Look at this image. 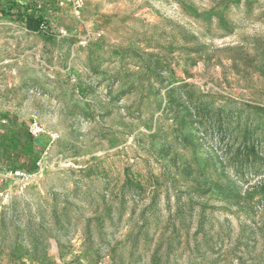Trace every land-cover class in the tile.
Listing matches in <instances>:
<instances>
[{"label": "rangeland", "instance_id": "rangeland-1", "mask_svg": "<svg viewBox=\"0 0 264 264\" xmlns=\"http://www.w3.org/2000/svg\"><path fill=\"white\" fill-rule=\"evenodd\" d=\"M55 1L47 38L0 14V112L45 132L0 264H264V146L241 181L186 99L264 107V0Z\"/></svg>", "mask_w": 264, "mask_h": 264}, {"label": "trees", "instance_id": "trees-1", "mask_svg": "<svg viewBox=\"0 0 264 264\" xmlns=\"http://www.w3.org/2000/svg\"><path fill=\"white\" fill-rule=\"evenodd\" d=\"M57 7L55 0H27L25 3L20 0H5L0 5V14L20 28L47 38V12ZM161 65L163 64L157 63L156 67ZM177 89H184V86H173L169 92ZM207 98L211 101H207ZM186 99L190 107L189 117L193 118L199 127H207L204 133L212 130L222 140L226 137L235 140L238 146L231 162L237 166L236 173L243 181L247 166L254 162L260 146H264V107L248 104L237 106L232 101L214 107V97L205 95H186ZM1 122L4 124L0 129V172H21L26 176L34 174L40 160L36 153L38 140L28 132L24 122L11 114L0 112ZM259 176L262 179L246 191L245 198L248 203L255 197L259 198L258 201L264 198V170Z\"/></svg>", "mask_w": 264, "mask_h": 264}, {"label": "built area", "instance_id": "built-area-1", "mask_svg": "<svg viewBox=\"0 0 264 264\" xmlns=\"http://www.w3.org/2000/svg\"><path fill=\"white\" fill-rule=\"evenodd\" d=\"M63 1H69V0H63ZM75 5H78L77 2H75ZM4 124V122L0 123V129L2 127V125ZM28 132L34 137V138H39L40 136H42L45 132L44 130L36 123V122H32L29 124L28 126ZM52 139H54V136H51ZM14 174H23L21 172H15Z\"/></svg>", "mask_w": 264, "mask_h": 264}]
</instances>
